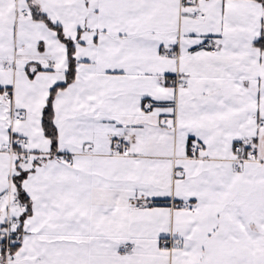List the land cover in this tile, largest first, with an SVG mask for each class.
<instances>
[{
  "label": "snow or ice",
  "instance_id": "1",
  "mask_svg": "<svg viewBox=\"0 0 264 264\" xmlns=\"http://www.w3.org/2000/svg\"><path fill=\"white\" fill-rule=\"evenodd\" d=\"M0 264H264V0H0Z\"/></svg>",
  "mask_w": 264,
  "mask_h": 264
}]
</instances>
